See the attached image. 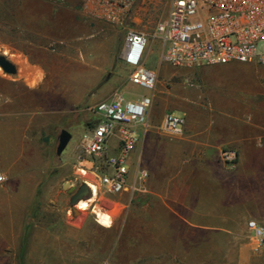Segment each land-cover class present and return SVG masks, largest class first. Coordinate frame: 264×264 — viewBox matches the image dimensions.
Instances as JSON below:
<instances>
[{
  "label": "rangeland",
  "instance_id": "rangeland-1",
  "mask_svg": "<svg viewBox=\"0 0 264 264\" xmlns=\"http://www.w3.org/2000/svg\"><path fill=\"white\" fill-rule=\"evenodd\" d=\"M36 2L37 11L51 9L64 16L70 11L88 29H74L60 17L59 25L50 30L37 17L30 50L37 62L15 63L16 75H7L0 68V88L3 78L11 81L9 96L0 93V169L9 175L5 188H0V261L264 264V247L254 251L247 226L250 220L264 225V173L244 176L237 168L239 157L233 166L219 161L227 173L226 186L216 178L211 185L200 184L199 177L186 170L182 171L185 176L175 178L185 181L184 190L173 191L170 178L168 185L155 191L117 195L100 186L91 159L82 164L78 161L81 135L95 118L90 108L116 91L127 98L152 93L129 83L120 50L128 30L153 33L166 19L171 0H141L122 26L95 18L89 11H74L84 9L86 0ZM96 24L101 32H96ZM111 39L118 54H113L110 63H94L93 46L109 47ZM160 49L158 42L152 46L148 67L158 68ZM245 64L221 69L224 89L242 94L253 87L264 92V65ZM75 68L83 75L78 89L75 80L60 78L64 71ZM43 71L45 78L39 74ZM25 73L28 78L19 79ZM1 107L7 111L4 117ZM64 129L72 138L58 155ZM132 164V171L143 169L138 150ZM88 181L97 185L98 195L90 197L86 209L77 207L75 216L69 190ZM204 187L206 191L195 190ZM104 206L111 210L103 211ZM98 213L111 216V226L100 224Z\"/></svg>",
  "mask_w": 264,
  "mask_h": 264
},
{
  "label": "built area",
  "instance_id": "built-area-1",
  "mask_svg": "<svg viewBox=\"0 0 264 264\" xmlns=\"http://www.w3.org/2000/svg\"><path fill=\"white\" fill-rule=\"evenodd\" d=\"M141 0H86L85 10L95 18L122 26ZM160 45V62L172 67L224 65L231 62L264 65V0H171L166 19L151 34L128 30L120 57L129 70L130 84L153 92L158 82L156 71L146 64L155 43ZM116 91L97 103L90 111L95 118L80 138L78 161L91 159L99 172L100 186L117 195L146 190L149 172L131 169V156L141 137L151 129L148 111L151 95H134ZM185 118L167 113L161 127L168 136L183 131ZM112 139L118 140L113 156L107 151ZM239 154L225 148L220 159L235 165ZM81 171H86L82 167ZM0 187L9 175L0 169ZM254 251L264 247V225L256 220L247 224ZM0 264H5L0 261Z\"/></svg>",
  "mask_w": 264,
  "mask_h": 264
},
{
  "label": "crops",
  "instance_id": "crops-1",
  "mask_svg": "<svg viewBox=\"0 0 264 264\" xmlns=\"http://www.w3.org/2000/svg\"><path fill=\"white\" fill-rule=\"evenodd\" d=\"M74 11L86 10L82 8ZM63 14L61 12L59 15L51 9L37 11L36 0H0L1 53L7 54L10 57L7 59L14 64L36 63L31 58L30 50L34 46L37 17L42 18L50 30L59 25L60 17L69 26H74V29L77 26L82 27L79 29H88V24L82 18L77 20L70 11L66 12V16ZM93 27L97 29L96 32H101L97 24ZM109 42V47L102 46L100 49L93 46L94 63H110L113 54H118V48L112 44V39ZM245 65L247 64L231 62L224 65L172 67L159 62L158 68L154 69L146 64L158 76L156 88L150 94L153 97V104L148 111L151 129L142 135L137 148L143 169L149 172L146 190L161 189V186L169 184L170 178L175 186L173 191L184 190L182 186L185 181H176L175 178L185 176L182 171L186 170L189 171L188 175L199 177L200 184L211 185L216 178L220 185L223 182L226 186L227 173L219 163L221 151L225 148L238 152L240 162L237 168L244 176L248 172L259 176L264 173V92L253 87L242 94L224 89L220 74L221 69ZM39 74L45 78L44 71ZM41 76L35 75V78H42ZM61 77L75 80V89L80 88L79 81L83 79L82 71L77 68L74 71H64ZM27 78L26 73L19 77ZM0 93L3 96L11 93L9 79H2ZM167 113H174L186 120L183 131L177 136H168L161 130ZM6 114L5 107H1V117ZM118 144V140H111L107 151L109 156L117 153ZM137 150L131 156V167ZM6 185L0 188H5ZM195 190L201 192L207 188ZM102 210L110 211L111 208L104 206ZM78 213L73 212L75 216Z\"/></svg>",
  "mask_w": 264,
  "mask_h": 264
},
{
  "label": "water",
  "instance_id": "water-1",
  "mask_svg": "<svg viewBox=\"0 0 264 264\" xmlns=\"http://www.w3.org/2000/svg\"><path fill=\"white\" fill-rule=\"evenodd\" d=\"M0 68L3 70V72L7 75H16L18 72L17 66L11 62L7 57L3 54L0 55ZM72 135L67 130H62L59 135V143L57 147V154L61 155L64 150L67 148L69 142L71 141ZM64 188H67V185L64 186ZM70 193H72V197L70 199L73 207V212H77L79 209L77 207L79 206V203L82 201H88L90 197L93 195L91 187L88 185V183H83L80 187L72 186L69 190Z\"/></svg>",
  "mask_w": 264,
  "mask_h": 264
},
{
  "label": "bare ground",
  "instance_id": "bare-ground-1",
  "mask_svg": "<svg viewBox=\"0 0 264 264\" xmlns=\"http://www.w3.org/2000/svg\"><path fill=\"white\" fill-rule=\"evenodd\" d=\"M63 86V85H62ZM69 86V85H68ZM58 91V90H57ZM58 98V97H57ZM58 100V99H57ZM59 102V101H58ZM83 173H85L86 174V172L85 171H83ZM89 186L91 187V189H92V192H93V195L94 196H96L97 197V195H98V187H97V185L95 184V183H93L92 181H89ZM80 205H83V207H80ZM79 207L81 208V209H86L87 207H88V201H82V202H80L79 203ZM98 215V222L100 223V224H102L103 226H105V227H109V226H111V224H112V218H111V216H109L108 214H97ZM105 218H107V223H104V219Z\"/></svg>",
  "mask_w": 264,
  "mask_h": 264
},
{
  "label": "snow or ice",
  "instance_id": "snow-or-ice-1",
  "mask_svg": "<svg viewBox=\"0 0 264 264\" xmlns=\"http://www.w3.org/2000/svg\"><path fill=\"white\" fill-rule=\"evenodd\" d=\"M82 207H83V205H82ZM107 222H108V221H107V218H105V219H104V223H107Z\"/></svg>",
  "mask_w": 264,
  "mask_h": 264
},
{
  "label": "clouds",
  "instance_id": "clouds-1",
  "mask_svg": "<svg viewBox=\"0 0 264 264\" xmlns=\"http://www.w3.org/2000/svg\"><path fill=\"white\" fill-rule=\"evenodd\" d=\"M0 179H3V177H0ZM80 207H82V205H80Z\"/></svg>",
  "mask_w": 264,
  "mask_h": 264
},
{
  "label": "trees",
  "instance_id": "trees-1",
  "mask_svg": "<svg viewBox=\"0 0 264 264\" xmlns=\"http://www.w3.org/2000/svg\"><path fill=\"white\" fill-rule=\"evenodd\" d=\"M89 124H90V123H89ZM89 124H88V125H89Z\"/></svg>",
  "mask_w": 264,
  "mask_h": 264
}]
</instances>
